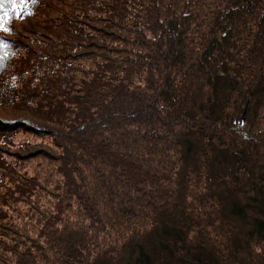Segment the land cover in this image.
<instances>
[{"label":"trees","instance_id":"obj_1","mask_svg":"<svg viewBox=\"0 0 264 264\" xmlns=\"http://www.w3.org/2000/svg\"><path fill=\"white\" fill-rule=\"evenodd\" d=\"M29 9L0 32V264H264V0Z\"/></svg>","mask_w":264,"mask_h":264},{"label":"snow or ice","instance_id":"obj_2","mask_svg":"<svg viewBox=\"0 0 264 264\" xmlns=\"http://www.w3.org/2000/svg\"><path fill=\"white\" fill-rule=\"evenodd\" d=\"M37 0H0V32H11L8 27L13 18H23L31 15L29 5H34ZM23 14V15H22ZM9 43L0 38V69L4 66Z\"/></svg>","mask_w":264,"mask_h":264},{"label":"clouds","instance_id":"obj_3","mask_svg":"<svg viewBox=\"0 0 264 264\" xmlns=\"http://www.w3.org/2000/svg\"><path fill=\"white\" fill-rule=\"evenodd\" d=\"M4 33H8V34H10V32H4ZM11 48V45L9 44V49ZM12 55H15V52H12L11 53ZM9 55V52L7 51V56ZM15 85H13V87H14ZM5 95H7V92H6V90L5 89H2V88H0V98H2L3 96H5Z\"/></svg>","mask_w":264,"mask_h":264}]
</instances>
